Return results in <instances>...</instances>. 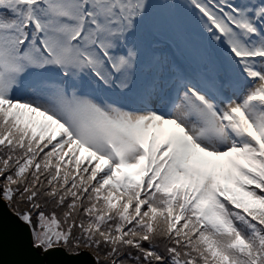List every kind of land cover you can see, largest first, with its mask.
I'll list each match as a JSON object with an SVG mask.
<instances>
[{
	"label": "snow or ice",
	"instance_id": "1",
	"mask_svg": "<svg viewBox=\"0 0 264 264\" xmlns=\"http://www.w3.org/2000/svg\"><path fill=\"white\" fill-rule=\"evenodd\" d=\"M0 204L19 264H264V0H0Z\"/></svg>",
	"mask_w": 264,
	"mask_h": 264
},
{
	"label": "water",
	"instance_id": "2",
	"mask_svg": "<svg viewBox=\"0 0 264 264\" xmlns=\"http://www.w3.org/2000/svg\"><path fill=\"white\" fill-rule=\"evenodd\" d=\"M23 238L27 241V229L19 225L7 214V209L0 204V264H19L20 261L35 259V256L24 255L17 247ZM69 261L79 258L67 257Z\"/></svg>",
	"mask_w": 264,
	"mask_h": 264
}]
</instances>
